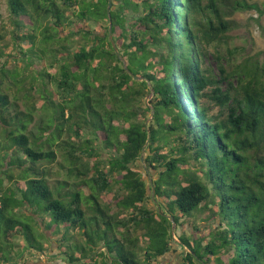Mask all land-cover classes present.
<instances>
[{"label":"trees","instance_id":"16d2710c","mask_svg":"<svg viewBox=\"0 0 264 264\" xmlns=\"http://www.w3.org/2000/svg\"><path fill=\"white\" fill-rule=\"evenodd\" d=\"M110 1L107 13L108 0H5L13 44L28 47L11 54V68L0 45V264L44 254L47 220L63 226L58 249L67 264H149L176 243L169 217L178 226L206 213L215 223L207 235L178 237L181 264H264V63L248 58L219 65L218 73L203 64L205 46L234 28L226 17L264 14V6L142 0V15L127 22L125 10L139 4ZM110 26L112 35L120 32L112 37L117 52ZM76 35L88 47L72 51ZM51 50L54 57L45 59ZM38 61L48 68L36 70ZM12 87L26 103L37 95L50 111L33 128L35 106L21 110L10 100ZM148 93L152 101L142 113L150 122L138 118ZM204 97L225 116H209ZM97 140L110 152L106 158ZM141 164L156 171L149 186ZM60 171L78 181L51 188ZM113 184L119 213L100 202ZM17 238L23 246L16 252Z\"/></svg>","mask_w":264,"mask_h":264},{"label":"rangeland","instance_id":"374dc122","mask_svg":"<svg viewBox=\"0 0 264 264\" xmlns=\"http://www.w3.org/2000/svg\"><path fill=\"white\" fill-rule=\"evenodd\" d=\"M95 1V0H94ZM249 3H257L260 8L264 6V0H246ZM134 3L139 4L138 10H125V16L127 22L133 21L139 16L142 15V0H134ZM9 12L7 9V5L5 0H0V34L5 36V41L0 42V45L6 46L4 48L6 54L8 55L3 59L4 62H8L9 67H13V65H16L15 59H13L11 54H14L17 50L19 51V48H27V43H21L18 47H15L13 44V40L11 36L9 35V32L13 31V26L10 24L9 19ZM228 20H230L234 24V28L228 32L225 37L222 38L221 41L214 42L210 46H205V52L206 56L203 58V64L206 68H211L212 70H215L216 73H218L217 68L219 65H223L225 68H229L233 64H238L242 62L245 59L253 58L255 60H258L259 63H264V35H262V29H264V14H259L255 10H248V11H237L232 16L226 17ZM89 23L85 24V28L90 27L88 25ZM84 24H76V26H83ZM75 26V27H76ZM77 28V27H76ZM91 29L94 30V32H102V28L99 25H92ZM26 31V28L24 29V32ZM69 28L64 29V34H68ZM120 34L119 29L117 28L115 31V34L112 35L113 38H118V35ZM19 43V42H18ZM37 42L38 47H41ZM115 43V42H114ZM120 42L117 43L118 46H120ZM89 45L87 40H84L81 38V36H75L73 37V43L70 45L72 51H78L80 46ZM118 50V48H117ZM55 51H47L45 54L46 58L51 60L52 57H54ZM17 54V53H16ZM19 56V54H17ZM44 59V62H45ZM122 60L123 57L121 58ZM39 62V61H38ZM40 64H37L34 66L36 70H39L43 66H46L44 68H48V65L43 62H39ZM22 63H18L19 66H21ZM48 71L53 73L54 69H48ZM217 80L219 79V75L216 76ZM220 80V79H219ZM46 88L51 90V84L46 83ZM234 84V83H233ZM223 89H224V83ZM10 100L16 101L19 105L21 110H25L28 108L31 104L35 106L36 111L34 112L33 122L30 124V128H33L37 124H39L40 119L44 116L46 117V114L50 111H47L43 108V100L39 98L37 95L30 96L27 103L25 100L21 99L20 93H17L15 90V87H12L10 89ZM34 92V91H33ZM35 93V92H34ZM140 105L142 106L141 114L139 115V120H144L147 118V121L150 122L151 114H144L142 113V110L144 108V105L147 107L150 106V103L152 101V93L146 94L144 97L141 98ZM201 104L208 109L209 116L221 118L225 116L226 110L220 108L214 102L209 100L208 98L204 97L201 100ZM43 108V109H42ZM169 117L165 116V120H168ZM96 142V147L98 146L100 151L102 150L103 158H106L110 152L106 151L102 148L101 144H99V141ZM92 162V161H91ZM191 169L194 168L193 162H191ZM52 172H58L57 168L55 166H50ZM138 168L141 171V176L144 181H146V184L149 186L150 178L151 180L156 179V171L150 170L148 173L144 172V164H141L138 166ZM183 168V167H182ZM15 174V172H14ZM197 175L200 176L202 179V173H198ZM117 179L118 177L115 176ZM72 180H75L76 182L78 180L71 177V179H67L64 172L60 171V174L58 176L53 177L50 179V186L53 188L57 182L62 181H68V185L73 184ZM186 182H183L182 185H185ZM19 185L22 186V183L19 182ZM66 186L64 188L63 193L65 190H68L69 186ZM117 186L112 185L111 192L104 193L100 197L101 203H107L108 205L111 204V212L112 213H119V209L115 206L116 200L114 195L117 193ZM148 189V187H147ZM83 193L88 194V190L86 187H82ZM148 208H151L152 210L156 209V205L151 201L150 203L147 202ZM127 214L121 213V217L125 218ZM196 215V214H195ZM207 213L206 214H197L195 218H183L179 223L180 225L176 226L170 219V234H174V240L176 243L172 245V249L170 252L164 254L163 256L157 258L156 260H153V262L149 264H181L182 263V256L184 255L182 247L180 243L178 242V237L181 234L191 235V236H205L209 233V231L214 227L215 223L212 222V220L207 221ZM178 223V224H179ZM44 225L50 229L51 236L47 235L48 239L50 240L48 243H44V254L35 253V255L32 256H24L20 259L21 264H67L63 261V258L59 255L60 250L58 249V238L60 230H63V226L58 228L57 226L53 225L49 220L44 221ZM196 226L197 230L194 229L193 226ZM52 227V228H51ZM57 235V236H54ZM144 238L141 240V246H146V243H144ZM17 249L21 248L23 246L22 239H14ZM25 246V245H24ZM60 246V245H59ZM184 249V248H183ZM186 250V249H185ZM227 257L224 256L223 259ZM141 258L143 257V254H141ZM148 264V263H147Z\"/></svg>","mask_w":264,"mask_h":264},{"label":"water","instance_id":"95a60500","mask_svg":"<svg viewBox=\"0 0 264 264\" xmlns=\"http://www.w3.org/2000/svg\"><path fill=\"white\" fill-rule=\"evenodd\" d=\"M110 7H111V1L108 0L107 13H109ZM109 38H110V40H111V42H112V45H113L115 51L117 52L116 45H115V43H114L113 40H112L111 26H110V28H109ZM142 151H143V150H142ZM141 160H143L142 157H141ZM150 190H151V195H152V197H153V196H154V190H153V188H151ZM169 219L172 220V217H169Z\"/></svg>","mask_w":264,"mask_h":264}]
</instances>
